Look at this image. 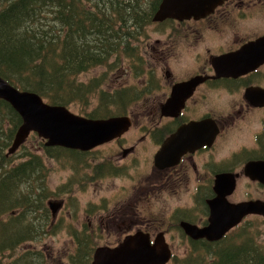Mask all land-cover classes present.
I'll use <instances>...</instances> for the list:
<instances>
[{
	"label": "flooded vegetation",
	"instance_id": "flooded-vegetation-1",
	"mask_svg": "<svg viewBox=\"0 0 264 264\" xmlns=\"http://www.w3.org/2000/svg\"><path fill=\"white\" fill-rule=\"evenodd\" d=\"M161 2L159 0L158 5L156 2L157 8L153 5L149 24L155 26L158 37L152 38L147 25L145 37L138 46H121L125 47L126 57L119 60L122 64L126 59L131 72L140 66L147 72L145 79L123 87L133 90V104L141 103L139 113L147 116L141 127L153 133L157 146L152 158L154 171L147 176H136L134 183V190L139 195L136 209L147 215L142 222H145V230H133L141 224L137 219L131 220L128 215H122L117 209L98 216V219L90 217L89 226L94 234L98 226H94L93 221L97 220L99 225L119 228L115 244L107 246H116L126 235L138 231L148 233L151 238L163 232L166 237L168 229L152 222V207L156 204L165 207L167 197L187 201L191 217L178 214L172 223L191 245L217 241L201 233L210 225V203L217 196L216 180L221 176L234 179L235 187L226 195L230 203L264 200H233L242 178L257 182L264 188V183L259 179L264 178L263 167L254 166L251 174L247 169L251 163L264 164V31L257 33V28H254L255 32H246L243 37H237L234 43L224 41L223 46H229L226 48L221 45L214 48L208 41L211 40V33L225 37L238 20L262 18V13L258 11L264 8V0H223L203 17H167L155 21L153 18ZM154 7L156 10H153ZM135 55L138 57L132 58ZM134 65L137 68H133ZM125 100L130 101V98ZM130 113L136 114L132 110ZM123 115L130 116L125 112L115 116ZM130 118L132 125L124 133L88 151L45 146L60 147L80 155L93 153L111 142L119 141L135 124L133 117ZM238 122L245 123L247 128L239 125L236 131ZM252 123H259V127L251 128ZM234 141H242V144L234 148ZM134 151V145L124 148L121 159ZM252 175L257 178H252ZM92 177L95 178L94 175ZM45 197L48 198V193ZM67 200L62 197L49 198L46 207L42 208L38 199L34 202L33 210H45V216L50 219L46 227L51 228L58 224L59 212L68 203ZM51 204L54 207L60 205L55 213ZM187 228L198 230L192 235Z\"/></svg>",
	"mask_w": 264,
	"mask_h": 264
},
{
	"label": "rangeland",
	"instance_id": "rangeland-1",
	"mask_svg": "<svg viewBox=\"0 0 264 264\" xmlns=\"http://www.w3.org/2000/svg\"><path fill=\"white\" fill-rule=\"evenodd\" d=\"M153 1L144 0L143 8L149 11ZM7 3L5 0H0V9ZM258 13H262V18L238 20L223 38L219 34L211 33V40L208 39L209 44L214 45V48L220 45L226 48L229 46H223L224 41L234 43L237 37H243L246 32H255L254 28H257V33L263 32L264 8L260 9ZM145 28L142 31L141 40L145 37ZM146 29L151 32L153 39L158 37L154 25H149ZM240 30L242 34H239ZM120 53L124 55L122 51ZM115 58L116 55H113L107 63L89 68L76 76L78 82H81L84 87L90 88L89 95L87 100L76 98L68 106L75 113L96 117L103 116L107 110H111V114L114 111H120L123 114L122 110H124L125 114L133 117L135 124L122 135L119 141L111 142L96 152L83 155L70 151L62 152L61 156H55L45 150L47 147L45 139L37 133L30 134L18 151L11 155L8 165L15 166L36 156L42 160L43 167L30 171L27 178L17 182L18 189L13 188L14 193L12 194L11 190L8 196L12 200H15L16 196L22 204L25 201L37 202L40 199L42 208L46 207L49 198H67L68 203L59 212L58 224L51 228L46 227L50 220L45 216L46 211L33 210L34 206L30 207L28 204H26L27 206L14 207L3 214L0 221L4 223L10 221V216L23 218L19 222L20 227L14 224L6 232L8 237L21 234L23 238L11 249L8 246L2 247V244L5 243L2 231L6 230L0 231V264H79L80 259L87 257L83 256L82 248L79 249V244L83 247L85 242L88 243V247H91L89 256V264H91L95 248L101 245H114L115 238L120 232L118 227V229H113L108 228L107 224L99 225L97 220L93 221L94 226H98V228L96 227L97 232L94 234L89 226V219L93 216L98 219V216L107 215L116 209L122 215H128L131 220L137 219L141 225L135 226L133 230H145V222H142L147 215L141 214L136 209L139 195L134 190V183L136 176H147L154 171L152 158L157 146L153 133L141 127V123L147 117L139 113L141 103L133 104L135 101L132 95L133 90L126 88L134 85L141 78L145 79L147 72L142 70L141 66L131 72L129 65L125 63L126 59L122 64L117 65L116 61L114 62ZM93 80L99 82L95 89H91L90 86ZM103 90L105 94H101ZM119 92L121 94L125 92L123 96L130 98V101L118 99V102L115 103ZM129 110L136 114L132 115ZM10 117L11 115L7 119L5 132L8 131L7 126H10ZM239 125L247 128L245 123L238 122L235 125L236 131ZM250 127L255 129L259 127V123H252ZM6 135H0V155L4 151L6 153L8 149L4 146ZM240 144L242 141H234L233 147L237 148ZM130 145L135 146L134 153L121 159L123 149ZM22 193H25L23 198ZM47 193L48 198L45 197ZM247 198L264 199V188L257 182L242 178L239 180L233 200L237 202ZM177 206H179L178 209L175 208ZM152 213L154 214L152 222L168 229L166 240L171 244V251L175 254L173 264H180L179 259L188 256L192 245L183 233L176 231L172 219L178 214L183 217H191L187 201L167 197L166 206L162 207L160 204H156L152 207ZM241 223L250 224L258 238L264 241V218L262 216L250 214L239 224ZM26 233H29L30 237H27ZM74 236L78 237L74 238ZM172 261H168L169 263L166 264H171Z\"/></svg>",
	"mask_w": 264,
	"mask_h": 264
},
{
	"label": "trees",
	"instance_id": "trees-1",
	"mask_svg": "<svg viewBox=\"0 0 264 264\" xmlns=\"http://www.w3.org/2000/svg\"><path fill=\"white\" fill-rule=\"evenodd\" d=\"M5 1L9 2L0 9V76L21 90L38 93L51 104L65 106L76 98H88L90 88L78 82L76 76L79 73L107 63L113 55H116L118 65L120 58L126 57L125 47L121 46H138L142 31L152 21V8L149 11L143 8L144 0ZM156 2L158 5L159 0H154L152 7ZM98 83L93 80L91 89H95ZM118 94L115 103L118 99L125 100L123 94ZM111 113L107 110L104 112L106 116H88L106 118L122 114L120 111ZM10 115L7 133L5 125ZM21 123L18 112L0 99V135L7 134L5 147L11 146ZM45 150L55 156L69 152L60 147H45ZM11 155L5 151L0 155V217L17 206H34L33 201L22 204L16 196L12 200L8 194L13 188L18 189L17 182L27 178L30 171L43 167L42 160L36 156L9 166ZM21 195L23 198L25 193ZM9 220L8 223L0 221V231L6 230L2 231L5 239L2 247L11 249L23 236L8 237L6 232L14 224L20 227L23 218L10 216ZM81 248L83 256L87 257L80 259L79 264H89L91 247L85 242L83 247L79 244ZM179 260L180 264H264V241L258 238L250 224H241L219 241L192 243L188 256ZM174 261L175 258L171 264Z\"/></svg>",
	"mask_w": 264,
	"mask_h": 264
},
{
	"label": "water",
	"instance_id": "water-1",
	"mask_svg": "<svg viewBox=\"0 0 264 264\" xmlns=\"http://www.w3.org/2000/svg\"><path fill=\"white\" fill-rule=\"evenodd\" d=\"M221 1L223 0H162L153 19L159 21L167 17H203ZM0 99L7 101L22 118L7 155L14 153L32 132L45 139L47 146L88 151L120 136L131 125L128 116L89 118L76 114L65 105L46 102L36 92L15 87L1 76ZM174 137L175 135L170 140L173 141ZM157 161L158 156L156 163ZM256 165L262 166L264 171V164L251 163L247 167L250 174ZM227 177L221 176L216 180L217 196L210 203V225L201 233L210 240L222 239L247 214H260L264 217V200L238 204L227 201L226 195L235 187L234 179ZM252 178L257 177L252 175ZM259 179L264 183V178ZM59 207V204H56V207L52 205L53 212ZM197 230L187 228L188 233L192 235ZM171 256V249L162 233L152 240L148 233L138 231L126 235L116 246L96 247L91 264H166Z\"/></svg>",
	"mask_w": 264,
	"mask_h": 264
},
{
	"label": "bare ground",
	"instance_id": "bare-ground-1",
	"mask_svg": "<svg viewBox=\"0 0 264 264\" xmlns=\"http://www.w3.org/2000/svg\"><path fill=\"white\" fill-rule=\"evenodd\" d=\"M129 23H130V22H129ZM130 26H131V25H130ZM127 27H128V26H127ZM131 28H132V27H131ZM131 31H132V30H131ZM27 139H28V138H27ZM24 143H25V142H24ZM24 143H23V144H24ZM23 144H22V145H23ZM22 145H21V146H22ZM21 146H20V147H21ZM20 147H19V148H20ZM19 148H18V149H19ZM8 149H9V148H8ZM8 149H7V152H6V154L8 153ZM18 149H17L15 152H17V151H18ZM15 152H14V153H15ZM14 153H12V154H14ZM60 154H61V153H60ZM9 155H10V154H9ZM34 166H35V165H34ZM24 204H25V203H24ZM5 235H6V234H5ZM12 236H13V235H12Z\"/></svg>",
	"mask_w": 264,
	"mask_h": 264
}]
</instances>
